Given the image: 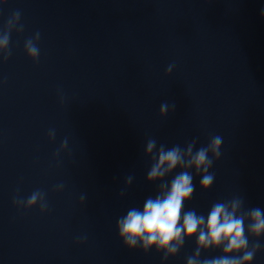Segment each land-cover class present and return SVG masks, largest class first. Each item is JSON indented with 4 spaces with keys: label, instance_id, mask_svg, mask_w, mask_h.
Masks as SVG:
<instances>
[{
    "label": "clouds",
    "instance_id": "clouds-1",
    "mask_svg": "<svg viewBox=\"0 0 264 264\" xmlns=\"http://www.w3.org/2000/svg\"><path fill=\"white\" fill-rule=\"evenodd\" d=\"M2 3H7V0H0ZM261 15L264 17V9ZM20 19L21 14L16 11L0 29V55L4 60L11 55V33L14 30L22 33L24 30ZM39 40L40 33L36 32L24 44L27 56L34 62L39 61ZM172 70L173 65H169L166 74ZM174 109L173 103L171 110ZM169 111V103L162 102L160 117H166ZM48 136L54 140L55 130H49ZM222 144L223 138L219 135L211 136L207 145L199 148H196V139L183 147L179 144L158 146L156 139L147 140L144 155L150 157V168L146 180L148 183L158 182V191L154 197L148 196L144 200L142 208L131 207L117 219L118 236L125 247L129 250L139 247L144 253L155 249L157 253H163L162 260H167L179 253L186 240L195 238V251L187 257L186 264H252L256 253L264 247L260 243V238L264 237V209H245L244 200L233 197L214 202L206 216L195 209L185 210V204L192 199L196 189L193 173L200 177L201 190L207 191L212 187L215 175L209 170L220 159ZM67 146L65 139L56 155ZM177 169L180 171L177 172ZM174 172L175 175H172ZM169 176H172L170 181L167 179ZM132 182L133 177L127 176L121 196ZM62 188L63 185H60L57 190ZM83 202L84 197L81 196ZM14 203L26 209L39 205L41 213L48 208L46 193L39 189L33 191L26 201L16 198ZM250 237L254 238L252 242ZM216 249L221 250L222 255L201 259L202 251Z\"/></svg>",
    "mask_w": 264,
    "mask_h": 264
}]
</instances>
